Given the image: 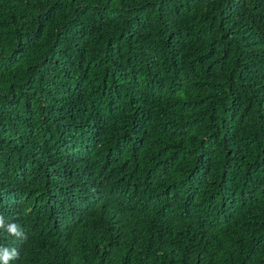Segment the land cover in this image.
Returning a JSON list of instances; mask_svg holds the SVG:
<instances>
[{
    "label": "trees",
    "instance_id": "16d2710c",
    "mask_svg": "<svg viewBox=\"0 0 264 264\" xmlns=\"http://www.w3.org/2000/svg\"><path fill=\"white\" fill-rule=\"evenodd\" d=\"M0 215L9 264H264V0H0Z\"/></svg>",
    "mask_w": 264,
    "mask_h": 264
},
{
    "label": "clouds",
    "instance_id": "9594fccd",
    "mask_svg": "<svg viewBox=\"0 0 264 264\" xmlns=\"http://www.w3.org/2000/svg\"><path fill=\"white\" fill-rule=\"evenodd\" d=\"M0 228H3L10 234L16 236H20L22 234L20 230V226L17 223L11 222L5 224L4 217L2 215H0ZM17 256L18 253L14 248L13 249L0 248V262H2V264H9V261L17 258Z\"/></svg>",
    "mask_w": 264,
    "mask_h": 264
}]
</instances>
